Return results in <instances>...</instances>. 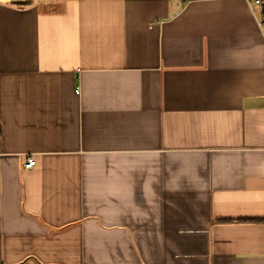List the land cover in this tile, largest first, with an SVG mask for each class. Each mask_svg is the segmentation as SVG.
<instances>
[{
    "label": "crops",
    "instance_id": "obj_1",
    "mask_svg": "<svg viewBox=\"0 0 264 264\" xmlns=\"http://www.w3.org/2000/svg\"><path fill=\"white\" fill-rule=\"evenodd\" d=\"M260 23L246 0H0V264H264Z\"/></svg>",
    "mask_w": 264,
    "mask_h": 264
},
{
    "label": "built area",
    "instance_id": "obj_2",
    "mask_svg": "<svg viewBox=\"0 0 264 264\" xmlns=\"http://www.w3.org/2000/svg\"><path fill=\"white\" fill-rule=\"evenodd\" d=\"M250 3L251 6L259 7L262 3V0H246ZM261 26H264L263 23H260ZM35 165V161L32 157H29L26 161L25 167L26 168H32Z\"/></svg>",
    "mask_w": 264,
    "mask_h": 264
},
{
    "label": "trees",
    "instance_id": "obj_3",
    "mask_svg": "<svg viewBox=\"0 0 264 264\" xmlns=\"http://www.w3.org/2000/svg\"><path fill=\"white\" fill-rule=\"evenodd\" d=\"M26 3H30L29 1ZM259 10H260V19L262 21V23L264 24V0H262L261 5L259 6ZM248 222H252V223H264V218L263 219H252V220H246Z\"/></svg>",
    "mask_w": 264,
    "mask_h": 264
}]
</instances>
